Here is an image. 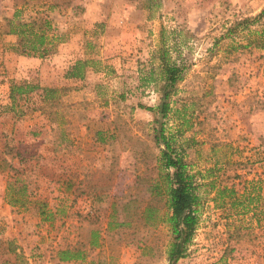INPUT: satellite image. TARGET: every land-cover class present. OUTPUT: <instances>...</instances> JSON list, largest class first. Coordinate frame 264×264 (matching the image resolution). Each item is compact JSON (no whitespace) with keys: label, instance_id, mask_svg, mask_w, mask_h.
Returning <instances> with one entry per match:
<instances>
[{"label":"rangeland","instance_id":"rangeland-1","mask_svg":"<svg viewBox=\"0 0 264 264\" xmlns=\"http://www.w3.org/2000/svg\"><path fill=\"white\" fill-rule=\"evenodd\" d=\"M150 1L0 0V264H169L166 198L151 199L162 123L197 179L199 224L178 264H264V0ZM34 19L59 39L26 57L8 25ZM162 39L188 66L166 119L161 83L144 81L158 80ZM10 56L63 89L54 105L35 92L12 110ZM79 60H92L84 78H68ZM46 148L18 166L19 151Z\"/></svg>","mask_w":264,"mask_h":264},{"label":"trees","instance_id":"trees-1","mask_svg":"<svg viewBox=\"0 0 264 264\" xmlns=\"http://www.w3.org/2000/svg\"><path fill=\"white\" fill-rule=\"evenodd\" d=\"M150 3L154 4V0L150 1ZM263 17L264 9L253 22L255 23ZM241 25L242 23L238 24L235 28ZM49 27L50 22L43 19H34L31 23L20 21L18 24H15L14 21H9V29L7 32L8 34L18 37L17 48L19 50H17L21 55L36 57L38 55L44 56L51 52V49L55 47L54 42L59 39V35H56L53 41L52 39L49 40ZM233 31L234 28L228 29L230 34L233 33ZM257 33L259 37L255 41L256 46L257 48L264 49V29ZM156 57L160 63L158 67L160 71L158 73V80L151 74V77L145 78L144 81H157L158 84L161 83L162 103L157 110L160 117L166 119L171 112V98L176 93L178 84L184 80L188 66L186 60L181 57V55L175 58L171 54V49H169L164 39H162ZM91 62L92 60L77 61L71 69H69L66 76L70 79H83L85 76V67H88ZM34 73L35 72L29 74V80H24L21 83H13L8 95L9 100L12 101V110L16 109L17 101H28L29 96L35 92H40L42 94L41 98L44 103L54 105L57 102V97L55 95L58 91H63V89L42 88L38 83L35 84L30 82L35 78ZM186 124L187 121L185 119L184 125ZM154 130L155 142L158 145H163L160 149V161L164 169V174L160 176L162 183H157L154 186L151 199L159 200L163 195L166 198L165 206L168 209V213L164 217L163 223L169 225L172 235V241L167 251V259L169 264H178L181 259L186 257L188 246L193 241L199 224V204L193 195V189L196 186L197 179L191 171L190 164L187 162L185 151H180L176 147V143L174 142L175 135H167L164 123ZM177 132L181 133L180 136L183 133L180 128H178ZM16 156L20 157V153ZM13 159L14 158H12V160ZM12 160H4L3 162L10 164L9 167L15 172V175H20L21 173L25 174V171H20L17 167H14ZM20 160L22 164L25 162L23 157ZM27 187L28 186L25 185L22 190L26 192ZM227 193L232 195L236 194L234 188L229 189L225 187L219 190L218 195L223 197ZM16 202L19 203L17 198L15 199V203ZM147 212L152 214L153 210L148 209ZM75 258H77V255L72 254L70 251L61 252L62 261Z\"/></svg>","mask_w":264,"mask_h":264},{"label":"crops","instance_id":"crops-1","mask_svg":"<svg viewBox=\"0 0 264 264\" xmlns=\"http://www.w3.org/2000/svg\"><path fill=\"white\" fill-rule=\"evenodd\" d=\"M10 58H12V56H10ZM7 59H9V57L5 58L6 61L4 60V63L7 64V65H11V62H7ZM12 59L15 60V63H14V65H12L13 66V70H12V73H11L12 76L10 77V78H13V79H12V81H9L7 79L8 83H6V85H8V91L6 92V93H8V95L10 93V90H11V87H12L13 83H20L19 80H18L19 78H23V80H25V81L29 80L30 79V75L29 74H31L35 70V69L32 70L31 63L27 62L23 58H12ZM2 61H3V59H2ZM7 78H9V77H7ZM14 78H16V79H14ZM22 122H25V121L21 120L19 123H22ZM25 124H26V129L25 130H26V133H27L28 130H29L28 127H29V125H31V123H25ZM19 153H20V157L21 158L23 157L25 159V161H26L27 158H32L35 155L41 156V157L43 156V157H46V158L47 157L49 158V157L53 156L51 154V150L47 149V148L44 149V151H35V154H31L30 151H28V149L24 150V151L21 150V151H19ZM16 157L15 158L13 157V158L16 159ZM20 157H17L18 160L16 159V162H18V166L19 167H21V164H22L20 162L21 161ZM35 170H36V167L34 168V171ZM26 172L29 173L28 171H26Z\"/></svg>","mask_w":264,"mask_h":264}]
</instances>
